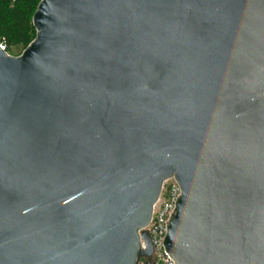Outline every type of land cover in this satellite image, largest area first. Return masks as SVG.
Here are the masks:
<instances>
[{"label": "water", "instance_id": "1", "mask_svg": "<svg viewBox=\"0 0 264 264\" xmlns=\"http://www.w3.org/2000/svg\"><path fill=\"white\" fill-rule=\"evenodd\" d=\"M32 22L22 54L0 42V264L150 258L170 177L176 264H264V0H41Z\"/></svg>", "mask_w": 264, "mask_h": 264}, {"label": "built area", "instance_id": "2", "mask_svg": "<svg viewBox=\"0 0 264 264\" xmlns=\"http://www.w3.org/2000/svg\"><path fill=\"white\" fill-rule=\"evenodd\" d=\"M1 47L5 49L3 43ZM6 50V49H5ZM181 194V188L175 177H170L163 182L161 194L153 207L151 221L148 226L139 230V234L145 231L152 241L153 252L150 258L139 257L136 264H176L171 255L166 251L163 244L168 232L167 224L170 223V216L176 207L177 197ZM141 246L146 248V242L141 238Z\"/></svg>", "mask_w": 264, "mask_h": 264}, {"label": "trees", "instance_id": "3", "mask_svg": "<svg viewBox=\"0 0 264 264\" xmlns=\"http://www.w3.org/2000/svg\"><path fill=\"white\" fill-rule=\"evenodd\" d=\"M41 0H0V42L27 47L36 37L32 22ZM8 51V49H7Z\"/></svg>", "mask_w": 264, "mask_h": 264}, {"label": "rangeland", "instance_id": "4", "mask_svg": "<svg viewBox=\"0 0 264 264\" xmlns=\"http://www.w3.org/2000/svg\"><path fill=\"white\" fill-rule=\"evenodd\" d=\"M25 46H23V45H16V46H11V47H8L7 49H8V51H7V49H6V51H7V53L9 54V55H11V56H18V55H20V54H22L23 53V51L25 50Z\"/></svg>", "mask_w": 264, "mask_h": 264}]
</instances>
